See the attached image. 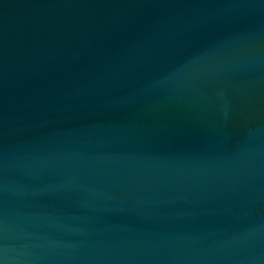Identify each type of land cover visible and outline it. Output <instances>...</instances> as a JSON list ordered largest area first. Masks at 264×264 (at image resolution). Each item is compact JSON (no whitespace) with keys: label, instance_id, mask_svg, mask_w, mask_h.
<instances>
[{"label":"water","instance_id":"water-1","mask_svg":"<svg viewBox=\"0 0 264 264\" xmlns=\"http://www.w3.org/2000/svg\"><path fill=\"white\" fill-rule=\"evenodd\" d=\"M0 264H264V0H0Z\"/></svg>","mask_w":264,"mask_h":264}]
</instances>
